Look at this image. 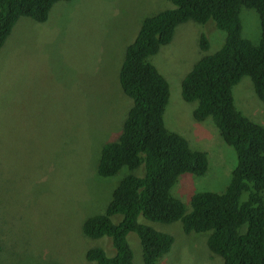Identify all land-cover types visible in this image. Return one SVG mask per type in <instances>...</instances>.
I'll return each mask as SVG.
<instances>
[{"label":"rangeland","instance_id":"rangeland-1","mask_svg":"<svg viewBox=\"0 0 264 264\" xmlns=\"http://www.w3.org/2000/svg\"><path fill=\"white\" fill-rule=\"evenodd\" d=\"M169 7V0H60L44 22L17 19L0 48V216L9 219L10 240L31 245L8 248L0 264H95L85 258L93 246L113 254L106 236L86 238L81 225L104 212L124 171L104 178L94 167L100 146L116 138L129 104L117 84L125 49L145 16ZM240 19L242 36L257 42L258 13L242 7ZM201 34L210 43L207 50L199 46ZM224 38L213 21L188 20L151 57L169 83L165 126L184 135L192 148L208 152L205 174L189 175L179 187L184 197L195 189L221 192L236 163L218 129L193 118L196 102L181 96L185 74ZM248 80L244 76L234 85L235 102L264 126V104L252 97ZM36 175L41 178L26 191L25 180ZM157 227L174 236L165 255L170 264H186L192 256L195 264L222 263L204 246V235L185 234L177 222ZM128 240L134 264H143L139 239Z\"/></svg>","mask_w":264,"mask_h":264},{"label":"trees","instance_id":"trees-1","mask_svg":"<svg viewBox=\"0 0 264 264\" xmlns=\"http://www.w3.org/2000/svg\"><path fill=\"white\" fill-rule=\"evenodd\" d=\"M57 1L0 0V48L20 16L44 22ZM169 1L172 7L141 20L118 70L117 84L129 104L116 138L100 146L94 170L104 178L124 172L104 212L89 215L81 225L86 238L106 236L113 254L93 246L85 258L95 264H134L128 240L133 236L139 239L143 264H170L165 255L174 236L157 226L177 222L185 234L204 235V246L221 257V264H264V126L241 110L233 92L245 76L252 97L264 104V0ZM242 7L258 13L257 42L241 34ZM188 20L213 21L225 32L222 45L203 55L185 74L181 96L185 102H196L193 118L218 129L233 149L236 163L221 192L195 189L184 197L179 187L189 175L205 174L208 152L192 148L184 135L165 126L169 83L151 57L172 40L176 26ZM209 45L201 34L200 48L207 50ZM36 178L41 175L25 180L26 191ZM12 231L9 219L0 216V257L8 248L28 244L23 240L19 246L10 240ZM186 264H195V257H187Z\"/></svg>","mask_w":264,"mask_h":264}]
</instances>
